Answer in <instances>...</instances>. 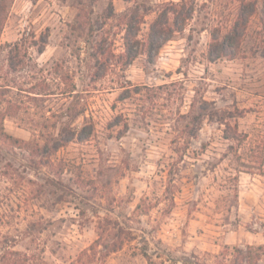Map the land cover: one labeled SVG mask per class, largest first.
I'll return each instance as SVG.
<instances>
[{
    "label": "rangeland",
    "instance_id": "rangeland-1",
    "mask_svg": "<svg viewBox=\"0 0 264 264\" xmlns=\"http://www.w3.org/2000/svg\"><path fill=\"white\" fill-rule=\"evenodd\" d=\"M241 1L257 9L235 56L209 61L211 34L228 31ZM261 2L11 0L0 33V257L68 264L102 231L111 242L107 230L124 239L104 264H150L144 252L214 264L226 245H264ZM171 3L191 16L149 57V25ZM129 23L139 43L128 62ZM83 127L87 140L62 144Z\"/></svg>",
    "mask_w": 264,
    "mask_h": 264
},
{
    "label": "trees",
    "instance_id": "trees-1",
    "mask_svg": "<svg viewBox=\"0 0 264 264\" xmlns=\"http://www.w3.org/2000/svg\"><path fill=\"white\" fill-rule=\"evenodd\" d=\"M11 0H0V33L6 18L7 9ZM257 3L255 1H241L237 15L228 29V31L219 35L218 29L211 34V41L209 43L207 58L209 61H215L223 57H234L244 37L247 24L250 17L255 13L257 9ZM176 4L171 3L168 7L161 10L156 18L150 23L147 33L146 49L147 55L150 57L152 50H158L161 45L170 40L175 32L181 31L184 28V22L191 16L192 9L185 8L184 4H180L179 10L176 8ZM261 21L264 25V0L261 2L260 7ZM169 14L173 17L170 19ZM130 22V21H129ZM137 30H133L130 23L127 25L125 32V53L127 55L128 62L131 61L137 54L138 39H136ZM8 46L9 43H7ZM17 45V41L13 43V47ZM39 52L43 51V47L38 49ZM7 61L10 70H16L18 63L13 59L12 49L8 51ZM5 117L3 112L0 113V129L1 124ZM90 136V130L87 131V127H83L77 133L66 131L62 136V144L76 139L78 141H85ZM13 142H21L19 139H14L8 135ZM138 208V206H137ZM106 231V230H105ZM108 231V232H107ZM107 238H111V242L102 241V233H99L97 238L86 248L82 249L75 259H72L68 264H104L107 257L112 252H116L122 245L123 237L118 233H113L107 230ZM102 244L105 251H99L98 246ZM150 264H164V261L156 262L146 252L143 253ZM216 260L214 264H258V262L264 259V245H250L247 244L244 247L238 245L229 246L226 245L221 251L212 255ZM0 264H52L45 260L40 253L27 254L21 251H14L7 254H3L0 257ZM180 264H199V257L192 254L191 258H184Z\"/></svg>",
    "mask_w": 264,
    "mask_h": 264
}]
</instances>
